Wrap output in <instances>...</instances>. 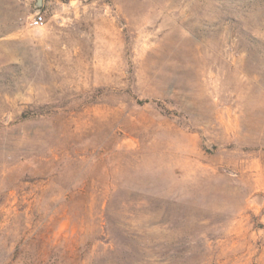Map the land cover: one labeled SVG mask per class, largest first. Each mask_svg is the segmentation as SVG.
Segmentation results:
<instances>
[{
  "label": "rangeland",
  "instance_id": "obj_1",
  "mask_svg": "<svg viewBox=\"0 0 264 264\" xmlns=\"http://www.w3.org/2000/svg\"><path fill=\"white\" fill-rule=\"evenodd\" d=\"M0 264H264V0H0Z\"/></svg>",
  "mask_w": 264,
  "mask_h": 264
},
{
  "label": "built area",
  "instance_id": "obj_2",
  "mask_svg": "<svg viewBox=\"0 0 264 264\" xmlns=\"http://www.w3.org/2000/svg\"><path fill=\"white\" fill-rule=\"evenodd\" d=\"M44 23H45L44 16L40 12L36 13L31 19V25L35 27H40Z\"/></svg>",
  "mask_w": 264,
  "mask_h": 264
},
{
  "label": "trees",
  "instance_id": "obj_3",
  "mask_svg": "<svg viewBox=\"0 0 264 264\" xmlns=\"http://www.w3.org/2000/svg\"><path fill=\"white\" fill-rule=\"evenodd\" d=\"M145 101H148V100H145ZM33 117H34V115H31V114H29V113L26 112V113H23L22 114V117L21 118L23 120H26V119L33 118Z\"/></svg>",
  "mask_w": 264,
  "mask_h": 264
},
{
  "label": "water",
  "instance_id": "obj_4",
  "mask_svg": "<svg viewBox=\"0 0 264 264\" xmlns=\"http://www.w3.org/2000/svg\"><path fill=\"white\" fill-rule=\"evenodd\" d=\"M42 0H38V4H41Z\"/></svg>",
  "mask_w": 264,
  "mask_h": 264
}]
</instances>
